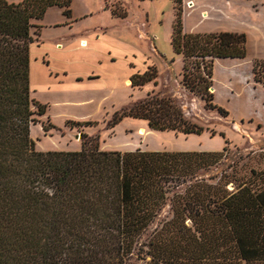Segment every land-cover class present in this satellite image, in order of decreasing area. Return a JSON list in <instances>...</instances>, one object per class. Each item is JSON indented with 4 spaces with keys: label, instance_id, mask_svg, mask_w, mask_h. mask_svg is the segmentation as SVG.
Masks as SVG:
<instances>
[{
    "label": "trees",
    "instance_id": "obj_1",
    "mask_svg": "<svg viewBox=\"0 0 264 264\" xmlns=\"http://www.w3.org/2000/svg\"><path fill=\"white\" fill-rule=\"evenodd\" d=\"M171 1L170 44L183 58L182 85L227 117L210 92L213 66L217 59H244L247 37L185 33L183 0ZM52 7L72 17V0H0V264H136L135 258L145 264H264V170L209 176L227 158L226 148L103 151L99 137L82 134L78 152L36 149L30 126L47 106L31 97L30 47L40 37L33 22ZM258 64L263 68L264 60L254 63V73ZM157 74L150 66L132 75L131 86L157 85ZM125 117L144 120L154 131L204 130L172 97L154 92L116 112L107 128ZM94 124L66 122L72 128ZM50 128L43 126L44 132ZM167 206L170 217L160 220Z\"/></svg>",
    "mask_w": 264,
    "mask_h": 264
},
{
    "label": "rangeland",
    "instance_id": "obj_2",
    "mask_svg": "<svg viewBox=\"0 0 264 264\" xmlns=\"http://www.w3.org/2000/svg\"><path fill=\"white\" fill-rule=\"evenodd\" d=\"M6 1L18 3L21 0ZM191 1L183 0L182 10L184 7L189 8ZM212 1L220 4L222 0ZM224 2L226 4V0ZM72 6L76 13L86 8L92 10L94 14L90 20L109 29L110 34L119 35L122 39L131 37L138 58L144 56L146 65L150 60L156 67L157 85L151 82L141 88L122 85L116 93L115 109L109 106L93 118L90 122L95 124L88 127L66 126L61 117L55 116L56 111L52 117L49 113L46 117L34 115L37 123L30 126V137L38 151L78 152L84 140L82 134H87L92 138L99 137L100 149L103 151L221 152L226 148L227 158L208 173L211 177H238L247 174L250 169L264 170V66L260 69L258 64L254 73L256 61L249 58L241 61L218 60L214 63V90L210 89V92L214 95V104L228 113L227 117H223L216 110L207 109L199 96L182 85L183 65L173 54L170 44L175 19L174 3L171 0H72ZM225 8L227 12H220L228 18L227 23L218 18L196 23L194 15L198 9H194L186 17V27L195 25L196 30L210 28L217 31L226 25L239 32L250 27L245 22L247 16L241 12L240 6L234 7L233 11L226 5ZM51 9L47 19L53 17L54 11L63 12L59 8ZM120 14H125L127 19L120 20ZM248 19L253 22L251 16ZM43 21L44 18L33 23L39 26ZM153 92L172 97L186 118L202 127L203 132L199 135H184L172 131H154L146 121L130 117L123 118L111 129L107 128L116 112L131 107ZM33 109L36 110L35 107ZM49 124L55 128L44 132L43 126ZM141 127L146 130L144 136L138 135ZM229 189H233L231 185ZM168 217L170 214L167 206L160 220ZM134 262L145 264L136 258Z\"/></svg>",
    "mask_w": 264,
    "mask_h": 264
},
{
    "label": "crops",
    "instance_id": "obj_3",
    "mask_svg": "<svg viewBox=\"0 0 264 264\" xmlns=\"http://www.w3.org/2000/svg\"><path fill=\"white\" fill-rule=\"evenodd\" d=\"M189 5L183 10V28L185 33L194 34L216 31L210 28L196 30L195 25L186 27V17L194 9H198L194 15L196 23L210 22L213 18L227 23L228 18L220 10L227 12L225 5L230 11L240 6L250 27L239 32L225 25L216 32L245 34V58L264 60V0H226V4L224 0L220 4L212 0H192ZM50 10L44 16L43 24H39V40L30 47L29 86L32 98L47 106L45 117L47 113L54 116L56 111L55 116L61 117L64 125L68 121H91L109 106L115 109L116 93L121 86L132 88V75L144 72L153 66V62L149 60L146 65L144 56L138 58L131 37L122 39L91 21L92 10L86 8L76 13L73 8L71 18H66L63 12L54 11L53 17L47 19ZM249 16L253 22L249 21ZM125 19L127 17L120 18ZM150 42L152 46V37ZM175 56L183 65V58ZM244 59H217L215 62ZM164 66L168 68L167 64Z\"/></svg>",
    "mask_w": 264,
    "mask_h": 264
},
{
    "label": "bare ground",
    "instance_id": "obj_4",
    "mask_svg": "<svg viewBox=\"0 0 264 264\" xmlns=\"http://www.w3.org/2000/svg\"><path fill=\"white\" fill-rule=\"evenodd\" d=\"M82 44H83V43H82ZM83 46H85V44H83ZM138 135H140V136H144V135H146V130H145L144 127L139 128V130H138Z\"/></svg>",
    "mask_w": 264,
    "mask_h": 264
},
{
    "label": "water",
    "instance_id": "obj_5",
    "mask_svg": "<svg viewBox=\"0 0 264 264\" xmlns=\"http://www.w3.org/2000/svg\"><path fill=\"white\" fill-rule=\"evenodd\" d=\"M211 90H213V89H211Z\"/></svg>",
    "mask_w": 264,
    "mask_h": 264
}]
</instances>
